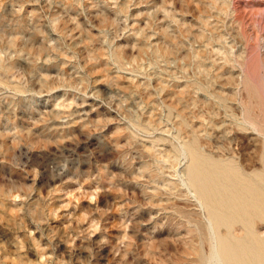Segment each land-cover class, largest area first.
I'll list each match as a JSON object with an SVG mask.
<instances>
[{
  "label": "rangeland",
  "instance_id": "1",
  "mask_svg": "<svg viewBox=\"0 0 264 264\" xmlns=\"http://www.w3.org/2000/svg\"><path fill=\"white\" fill-rule=\"evenodd\" d=\"M263 36L264 0H0V264H219L182 147L264 188Z\"/></svg>",
  "mask_w": 264,
  "mask_h": 264
},
{
  "label": "bare ground",
  "instance_id": "2",
  "mask_svg": "<svg viewBox=\"0 0 264 264\" xmlns=\"http://www.w3.org/2000/svg\"><path fill=\"white\" fill-rule=\"evenodd\" d=\"M261 40L264 68V36ZM259 75L264 91V69ZM215 121L212 118L210 124L214 126ZM224 128L220 126L218 130ZM254 129L260 132L256 125ZM224 133H228V130L224 129ZM182 148L183 154L190 162L185 171V179L193 190L195 198L209 211L208 221L213 232L212 253L214 258L219 264H262L264 262V238L255 234L250 220L253 216L264 217V188L244 186L243 191L250 198L241 197V204L229 203L225 207L221 203L222 194L219 192L220 173L231 168H239V164L233 158H221L216 154H211L210 158L202 154L200 147L197 149L185 145ZM217 149L218 152L222 150L221 147ZM259 157L264 168V145L259 149ZM214 170L218 172L214 173ZM228 194L234 195L233 191ZM237 222L243 223L245 234L242 236H235L232 233V228ZM221 225L228 227L224 235L220 231Z\"/></svg>",
  "mask_w": 264,
  "mask_h": 264
}]
</instances>
